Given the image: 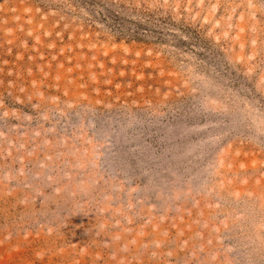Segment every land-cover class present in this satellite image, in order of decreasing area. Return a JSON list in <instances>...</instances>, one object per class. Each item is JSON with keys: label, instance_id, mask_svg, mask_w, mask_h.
<instances>
[{"label": "rangeland", "instance_id": "rangeland-1", "mask_svg": "<svg viewBox=\"0 0 264 264\" xmlns=\"http://www.w3.org/2000/svg\"><path fill=\"white\" fill-rule=\"evenodd\" d=\"M0 264H264V0H0Z\"/></svg>", "mask_w": 264, "mask_h": 264}]
</instances>
